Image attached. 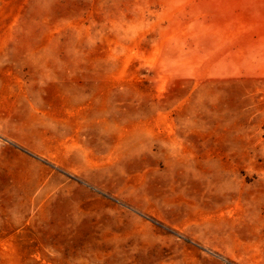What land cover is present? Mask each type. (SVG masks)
<instances>
[{
  "label": "rangeland",
  "instance_id": "1",
  "mask_svg": "<svg viewBox=\"0 0 264 264\" xmlns=\"http://www.w3.org/2000/svg\"><path fill=\"white\" fill-rule=\"evenodd\" d=\"M0 264H264V0H0Z\"/></svg>",
  "mask_w": 264,
  "mask_h": 264
}]
</instances>
